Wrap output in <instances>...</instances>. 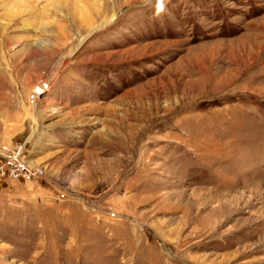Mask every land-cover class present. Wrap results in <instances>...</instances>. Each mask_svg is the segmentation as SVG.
<instances>
[{
	"label": "rangeland",
	"instance_id": "rangeland-1",
	"mask_svg": "<svg viewBox=\"0 0 264 264\" xmlns=\"http://www.w3.org/2000/svg\"><path fill=\"white\" fill-rule=\"evenodd\" d=\"M18 1L0 264H264V0Z\"/></svg>",
	"mask_w": 264,
	"mask_h": 264
},
{
	"label": "built area",
	"instance_id": "built-area-1",
	"mask_svg": "<svg viewBox=\"0 0 264 264\" xmlns=\"http://www.w3.org/2000/svg\"><path fill=\"white\" fill-rule=\"evenodd\" d=\"M17 159V158H16ZM21 161H19V163H20ZM20 166V168L22 169V170H26V173H24V174H26L25 176L26 177H29V178H31L32 177V174L31 173H29V172H32V170L31 169H29V170H27L28 169V166L24 163V162H21V164L19 165ZM33 173V172H32Z\"/></svg>",
	"mask_w": 264,
	"mask_h": 264
},
{
	"label": "clouds",
	"instance_id": "clouds-1",
	"mask_svg": "<svg viewBox=\"0 0 264 264\" xmlns=\"http://www.w3.org/2000/svg\"><path fill=\"white\" fill-rule=\"evenodd\" d=\"M164 5V0H158V10H162Z\"/></svg>",
	"mask_w": 264,
	"mask_h": 264
},
{
	"label": "bare ground",
	"instance_id": "bare-ground-1",
	"mask_svg": "<svg viewBox=\"0 0 264 264\" xmlns=\"http://www.w3.org/2000/svg\"><path fill=\"white\" fill-rule=\"evenodd\" d=\"M20 1H21V0H19L17 3H20ZM23 2H24V4H25V1H23ZM0 4H1V3H0ZM1 6H2V4H1Z\"/></svg>",
	"mask_w": 264,
	"mask_h": 264
}]
</instances>
